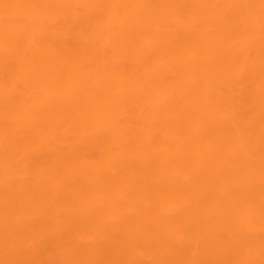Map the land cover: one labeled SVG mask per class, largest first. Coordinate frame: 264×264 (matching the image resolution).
<instances>
[{
    "label": "bare ground",
    "instance_id": "bare-ground-1",
    "mask_svg": "<svg viewBox=\"0 0 264 264\" xmlns=\"http://www.w3.org/2000/svg\"><path fill=\"white\" fill-rule=\"evenodd\" d=\"M0 264H264V0H0Z\"/></svg>",
    "mask_w": 264,
    "mask_h": 264
}]
</instances>
